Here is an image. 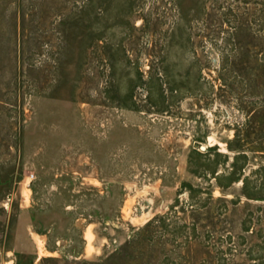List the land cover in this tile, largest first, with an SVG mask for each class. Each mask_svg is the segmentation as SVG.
I'll return each mask as SVG.
<instances>
[{
	"label": "rangeland",
	"instance_id": "1",
	"mask_svg": "<svg viewBox=\"0 0 264 264\" xmlns=\"http://www.w3.org/2000/svg\"><path fill=\"white\" fill-rule=\"evenodd\" d=\"M0 264H264V0H0Z\"/></svg>",
	"mask_w": 264,
	"mask_h": 264
}]
</instances>
